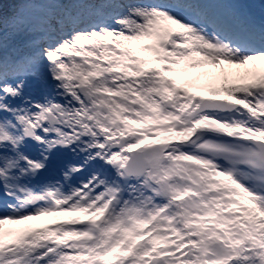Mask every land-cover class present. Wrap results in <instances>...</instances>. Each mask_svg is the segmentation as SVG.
Masks as SVG:
<instances>
[{
    "label": "snow or ice",
    "instance_id": "6c2138e0",
    "mask_svg": "<svg viewBox=\"0 0 264 264\" xmlns=\"http://www.w3.org/2000/svg\"><path fill=\"white\" fill-rule=\"evenodd\" d=\"M0 264H264V0H0Z\"/></svg>",
    "mask_w": 264,
    "mask_h": 264
},
{
    "label": "rangeland",
    "instance_id": "374dc122",
    "mask_svg": "<svg viewBox=\"0 0 264 264\" xmlns=\"http://www.w3.org/2000/svg\"><path fill=\"white\" fill-rule=\"evenodd\" d=\"M255 3L259 4L260 0H254Z\"/></svg>",
    "mask_w": 264,
    "mask_h": 264
}]
</instances>
